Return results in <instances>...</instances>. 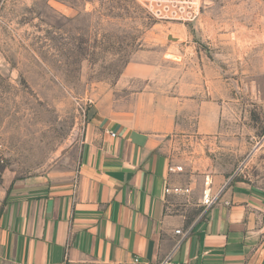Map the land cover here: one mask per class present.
I'll return each instance as SVG.
<instances>
[{"label":"crops","instance_id":"obj_1","mask_svg":"<svg viewBox=\"0 0 264 264\" xmlns=\"http://www.w3.org/2000/svg\"><path fill=\"white\" fill-rule=\"evenodd\" d=\"M200 2L197 34L215 60L197 52L171 84L158 68L130 63L121 81L144 100L137 115L91 110L73 171L0 186V264H159L183 235L178 264H264L262 167L229 183L196 154L203 144L234 152L228 118L237 100L222 78L230 52L251 58L264 45V0ZM176 187L190 194H167ZM219 192L216 205L202 204Z\"/></svg>","mask_w":264,"mask_h":264},{"label":"rangeland","instance_id":"obj_2","mask_svg":"<svg viewBox=\"0 0 264 264\" xmlns=\"http://www.w3.org/2000/svg\"><path fill=\"white\" fill-rule=\"evenodd\" d=\"M195 7V0H0V186L73 171L91 110L137 115L144 100L121 81L130 63L158 68L161 83L171 84L197 52L215 60L197 34ZM230 55L222 79L237 100L228 118L234 152L203 144L196 154L218 174L247 180L259 166L264 172V45H253L251 58ZM192 155L191 146L180 149L182 158Z\"/></svg>","mask_w":264,"mask_h":264},{"label":"built area","instance_id":"obj_3","mask_svg":"<svg viewBox=\"0 0 264 264\" xmlns=\"http://www.w3.org/2000/svg\"><path fill=\"white\" fill-rule=\"evenodd\" d=\"M195 5H196V7H195L196 13L198 14V13H200V10H201L200 0H195ZM148 9L152 10V11L156 10L157 9L156 4L151 2L150 5L148 6ZM168 9L169 10L173 9V11H172L173 14L170 17L171 18H177V16H176L177 10H180V8H178L177 5L171 4L168 6ZM263 139H264V137H263ZM176 170L183 172L184 169L182 167H177ZM170 171H173V169L171 168ZM232 179H233V177L230 178L229 183L232 181ZM166 192H167V194H169V193L190 194V189L176 187V188H168V189H166ZM219 197H220V192L214 197H211L210 194H205L202 204L206 208H210L219 202V200H220ZM176 234L177 235H183L182 232L179 230L176 231ZM184 238H185V235H183V237L177 241V243H176L174 249L171 251V253H169L159 264H178L174 261V256H175L176 252L179 250ZM131 264H142V261L138 257H134Z\"/></svg>","mask_w":264,"mask_h":264}]
</instances>
